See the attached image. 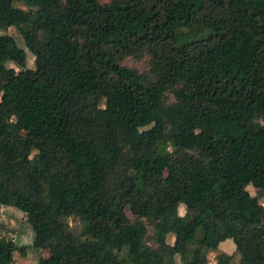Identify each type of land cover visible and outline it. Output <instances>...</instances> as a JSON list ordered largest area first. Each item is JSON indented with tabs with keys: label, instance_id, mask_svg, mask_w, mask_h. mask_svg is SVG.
Wrapping results in <instances>:
<instances>
[{
	"label": "trees",
	"instance_id": "obj_1",
	"mask_svg": "<svg viewBox=\"0 0 264 264\" xmlns=\"http://www.w3.org/2000/svg\"><path fill=\"white\" fill-rule=\"evenodd\" d=\"M9 26L46 62L0 32V205L36 264H208L226 239L264 264V0H0Z\"/></svg>",
	"mask_w": 264,
	"mask_h": 264
},
{
	"label": "rangeland",
	"instance_id": "obj_2",
	"mask_svg": "<svg viewBox=\"0 0 264 264\" xmlns=\"http://www.w3.org/2000/svg\"><path fill=\"white\" fill-rule=\"evenodd\" d=\"M100 1H107V0H100ZM15 5L20 6L22 8H26L20 2H15ZM58 18L61 19V16L58 15ZM0 32H6L11 34L14 37L16 43L19 46L24 47L23 40L14 26H9L6 30L3 31L1 30ZM25 52H26L27 67H32V68L41 67L46 63L42 57L34 56L28 50H26ZM71 53H72L71 44L69 43V54ZM52 61L56 64H63V65L64 64L70 65L73 63L72 59L69 57H54ZM121 62L124 65L133 67L140 72H147L148 57L145 55L138 58L133 56H126L121 60ZM8 64L11 66L13 65L12 62H9ZM14 67L17 69L16 66ZM10 124L13 131L17 133L24 132L23 128L20 127L17 124L16 120L12 117L10 118ZM203 153L206 155L208 153V149H205ZM36 154L37 153L35 150H32L30 153L31 157H35ZM246 189L251 195L256 196L258 202L264 206L263 190L258 188L254 182L248 183ZM170 204H174V202L171 201ZM177 209L180 214L184 213V207L182 204H179ZM2 210H6L7 214H3ZM126 213L130 218H132V215L128 210H126ZM0 218H1L0 236L11 238L17 245L24 247L22 251L17 248L12 252L13 264H36L38 257L47 256L51 253V250L48 247L38 248L32 246L33 231L28 221H26L25 214L21 210L13 206L0 205ZM65 220L66 223L69 226H71V228L75 227L76 229H78L80 227L78 220L73 216H69ZM104 227H105L104 223L102 222L99 223V228L103 229ZM191 234H192V230L187 229L181 231L179 233V236L186 237ZM172 238H173L172 235H168V239L172 241ZM123 253L124 250H122V254ZM96 258L97 257L95 256H90L91 261L95 260ZM207 263L208 264H239V254L235 250L232 241L229 239L224 240L218 244L216 249L207 252Z\"/></svg>",
	"mask_w": 264,
	"mask_h": 264
},
{
	"label": "water",
	"instance_id": "obj_3",
	"mask_svg": "<svg viewBox=\"0 0 264 264\" xmlns=\"http://www.w3.org/2000/svg\"><path fill=\"white\" fill-rule=\"evenodd\" d=\"M2 213H3V214H7L6 210H2ZM66 218H67V217H66Z\"/></svg>",
	"mask_w": 264,
	"mask_h": 264
},
{
	"label": "crops",
	"instance_id": "obj_4",
	"mask_svg": "<svg viewBox=\"0 0 264 264\" xmlns=\"http://www.w3.org/2000/svg\"><path fill=\"white\" fill-rule=\"evenodd\" d=\"M0 221H1V218H0ZM226 240H228V239H226ZM9 264H13V261L11 263H9Z\"/></svg>",
	"mask_w": 264,
	"mask_h": 264
}]
</instances>
